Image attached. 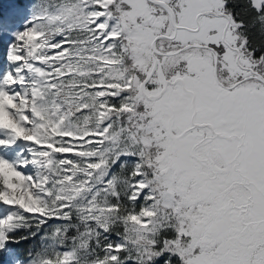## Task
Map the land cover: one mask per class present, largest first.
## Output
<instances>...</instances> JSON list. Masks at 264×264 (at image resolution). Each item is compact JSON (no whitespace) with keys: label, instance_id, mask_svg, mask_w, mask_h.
Here are the masks:
<instances>
[{"label":"snow or ice","instance_id":"1","mask_svg":"<svg viewBox=\"0 0 264 264\" xmlns=\"http://www.w3.org/2000/svg\"><path fill=\"white\" fill-rule=\"evenodd\" d=\"M0 264H264V0H0Z\"/></svg>","mask_w":264,"mask_h":264}]
</instances>
